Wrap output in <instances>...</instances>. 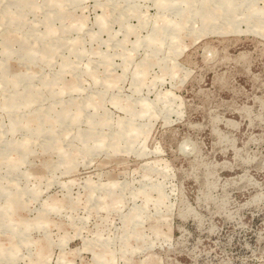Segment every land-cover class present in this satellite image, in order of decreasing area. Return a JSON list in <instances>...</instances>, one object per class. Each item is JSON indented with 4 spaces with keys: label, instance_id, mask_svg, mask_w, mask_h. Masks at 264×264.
Masks as SVG:
<instances>
[{
    "label": "rangeland",
    "instance_id": "obj_1",
    "mask_svg": "<svg viewBox=\"0 0 264 264\" xmlns=\"http://www.w3.org/2000/svg\"><path fill=\"white\" fill-rule=\"evenodd\" d=\"M0 264H264V0H0Z\"/></svg>",
    "mask_w": 264,
    "mask_h": 264
}]
</instances>
